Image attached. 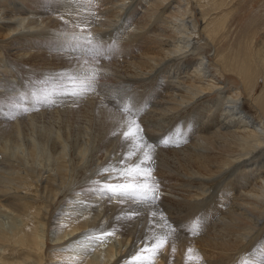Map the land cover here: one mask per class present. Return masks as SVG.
Wrapping results in <instances>:
<instances>
[{
  "label": "bare ground",
  "instance_id": "6f19581e",
  "mask_svg": "<svg viewBox=\"0 0 264 264\" xmlns=\"http://www.w3.org/2000/svg\"><path fill=\"white\" fill-rule=\"evenodd\" d=\"M212 1L213 7L209 8L211 13L220 14L225 6L228 8L227 0ZM200 2L201 0H0V29L8 31L5 35L9 42L30 36L42 39L52 33L54 38L51 41L56 39L72 52L76 49L82 52H86L87 48L104 49V44L99 43H109L110 47H117V53L124 54L130 52L131 48L142 49L143 54L132 56L135 58L126 62L124 67L111 64L101 71L106 78L113 80L121 78L118 74H122L125 78L122 82L131 84L130 89L135 85L143 89L142 85H147L146 96L150 99L148 113L151 115L142 117L138 125L126 119L127 125L124 127L122 125L125 123L120 124L115 120L113 123L119 125L112 124L109 131L101 130L92 160L105 159L102 169L121 168V171H131L130 175L138 179L147 177L146 170L154 169L153 171L159 172L158 177L163 181L157 182L166 186L158 185L167 190L157 191L174 195L176 199L163 196L156 203L159 202L161 206L168 203L170 209L180 211L179 214L182 215L175 216L183 233L179 234L169 227L167 221L164 222L165 216L159 212L161 209L152 211L129 202L120 209L112 203L107 207L92 203L91 207L100 208L91 210L93 216H68L76 205L73 195L78 190H72L73 194L69 196L57 186L53 193L48 192L50 188L40 189L45 204L39 209L40 214L37 212L38 217L36 214L33 216L36 221H40L42 229L47 227L48 207L55 202L57 195H61L60 197L64 196L65 200L72 202V207L63 205L68 210L66 217L72 219L65 220L70 225V230L62 239L73 237L81 230L101 228V231H105L108 227L117 238L119 235L120 243L127 242L130 250L140 243L142 249L151 244H159L178 252H186L191 247L198 246L202 255L199 254L200 258L192 264H264V99L259 96L252 100L259 113L254 120L242 106L241 90L229 89L228 84L223 83L221 69L212 70L215 64H212L202 47L214 43L218 33L223 30L221 28L225 26L222 22L225 14L210 18V14L203 13L199 20L197 10L199 8L202 11L201 8L204 7ZM216 2L218 3L215 4ZM32 4L37 6L33 8ZM39 7L41 11H38ZM30 27L37 28V32L29 33ZM246 51L250 57V49L246 48ZM23 54L14 58L16 66L32 65L38 61L36 57L27 59L26 53ZM255 56L257 63L263 67L260 70L264 74V46L255 51ZM219 59L223 62V56ZM45 60L60 62L58 71L50 69L51 63L47 64L52 71H48V67L46 69L49 73L43 69L46 72H41L40 76L43 77H71L81 71L93 69L89 60L80 59L79 56L72 59L41 51L40 62L46 63ZM1 62L2 60L0 75L3 77L0 78H6L4 82L9 86L5 84L7 87L3 86L0 90L7 89L3 97L15 96V91L20 88H16V83H11L13 80L8 79V74L14 77L10 72L6 74L1 70ZM69 64L73 66L71 71L68 70ZM117 69H125V72L118 73ZM252 80L254 82L255 78ZM212 95L214 99L210 98ZM16 97L10 100L16 101ZM4 99L0 98V111L7 103ZM82 110L85 115L95 111L109 119L121 116L100 106L97 101L91 102ZM66 111L68 110H58L56 115L54 112L51 115L61 117ZM20 115L13 108H7L4 115L0 116L4 121L0 123V156L4 158L3 161L8 162V157L23 166L25 155H29L27 158L31 160L36 159L37 142L34 136L30 138L32 129L25 134L27 124ZM11 116L17 118V122L5 124V121H10ZM187 118L196 124L193 133L191 132V139L189 138L191 143H188L189 140L173 142V137L170 138L169 135L159 142L169 128L173 130L183 127L185 122L188 127L190 120ZM145 123L149 126H145ZM80 129L72 142L69 136L65 139L57 136L53 139V144L50 139L46 141V145L52 146V160L53 164L57 163V167L66 164V160L73 161V157L83 154L81 151H87L90 129ZM23 135L28 137L29 142L24 140ZM174 139L176 140V136ZM137 165L142 167L137 168ZM22 170L24 171L23 168ZM9 173L5 166L0 167V210L19 216L25 222L24 226H27L31 222L27 219L30 216L28 209L31 211L33 208L23 203L27 195L22 197L20 192L29 188L30 183L27 184L26 175L13 177ZM55 174L59 176L60 170L56 169ZM54 181L60 185L65 184L63 180ZM175 192L181 193V199H178L180 195L174 194ZM37 196L40 197L38 193ZM96 225L100 227L97 229ZM24 226L14 229L11 234L0 231V264H43V236L33 231L34 226L29 233L24 232ZM145 253L147 258H154L159 264H185L180 261L178 254ZM12 254L23 255L24 258H15ZM125 254L119 255L114 262L125 259Z\"/></svg>",
  "mask_w": 264,
  "mask_h": 264
},
{
  "label": "rangeland",
  "instance_id": "374dc122",
  "mask_svg": "<svg viewBox=\"0 0 264 264\" xmlns=\"http://www.w3.org/2000/svg\"><path fill=\"white\" fill-rule=\"evenodd\" d=\"M217 3L218 2H216L215 4ZM227 3H228V8L227 6H225L224 10L220 14L219 12L214 14L211 13L212 10L209 9L213 7L212 6L213 1L201 0L200 4L204 7L201 8L202 11H199L198 8L196 15L197 19L201 20L200 14L203 15V13L204 14L207 13V15L210 14L209 15L210 18L213 17L215 18L225 14L223 16L224 18L222 19V22L225 25L223 28H221L223 30L221 31L220 29L221 32L218 33L217 38L215 39L212 45L209 46L207 45L205 47H202V49L204 50V52L206 53L207 57L210 59L212 64L213 65L215 64L212 70L218 71V69H221L223 83L228 84L229 89L241 90L242 106L252 115L253 119L255 120L259 113L254 108L252 100L259 96H261V98L264 99V74L260 70V68L263 67L259 63H257L255 59L256 57L255 51L259 49L260 46H264V0H227ZM36 6L37 5L35 4L31 5V7L33 8H35ZM192 8H195V6H192ZM38 11H41L40 7ZM201 23H204V21L203 22L201 21ZM37 30H38L37 28L30 27L28 29V32L35 33L37 32ZM7 32L8 31L0 29V53H1L0 61L2 60L1 70L4 71L5 73L7 72L6 74L10 72L11 75L16 77L14 78V77H10L9 74L7 75L10 81L13 80L11 83L15 82L16 88L19 87L20 89L15 91L16 94L14 93V95L17 96L16 98L19 99V100L17 99L16 101L10 100L12 99V97H15L12 95L3 97L7 89L4 91L0 90V95L2 96L0 98L2 99L6 98L4 99V101L7 102V103L5 102L6 104H4V106L1 107L0 116L4 115V113L7 111V108L10 110H12L13 108L15 113L18 114L20 113L21 114L20 118L25 120V123L27 124V128L29 129V130L28 129L25 130L26 131L25 134L30 133V130L32 129V134H30L31 135L30 138H32L33 136L35 137L37 142V149H35L36 159L31 160L30 158H27L29 155H25L24 157L25 159H23L24 161L23 166H21L16 161L8 157H6L9 160L8 162L3 161L4 158L0 156V167L5 166L7 171L10 172L9 174L13 175V177H16V175L22 177L23 175L27 176L28 178L27 184L30 183L29 184L30 187L24 188L22 192H20V194L22 197H24L25 194L27 195L23 203L27 206H32L33 208L31 211L28 209L27 213H29L32 220L30 219V216L27 217V219L31 221L28 222L27 226H24L25 222L19 216H14V214L8 213V211L7 213H4L2 212L1 209L0 231H5L11 234L14 229L24 226L22 228L23 231L29 233L30 230L32 229V226H34L33 231L35 233L38 232V235L43 236V240L45 243L43 245V260H42L43 264H88V263L89 264H159L157 260L156 261L154 260V258L152 259L147 258L145 252H151V253L161 252L164 255H167L168 253L175 255L178 254L180 256V261H183V263L185 264H192L193 261L199 259L200 258L199 254L202 255V251L199 249L198 246H193L190 249H188L186 252H178L176 249H167L166 246L159 244H151L142 249L140 243L135 245L134 249H132L135 252L130 253V251L132 250H130V247L127 244V242L123 241L125 243H120V241H118L119 235H117L118 236L117 238L116 234L110 232L108 227H106L105 231H101L99 225L95 226V228L97 229L99 228L98 230H91V231L90 230L88 231V229L85 231L81 230L80 233H75L73 237L67 236L64 237V239H62L63 235L70 230V225H68L65 220L69 219L68 221H70L72 217L69 218L67 217L72 216L73 214H75L76 216H82V215L93 216L94 214L91 210L92 209L99 210L100 208L98 206L91 207L90 205L92 203L104 204L105 207L109 206L110 203H112L115 205V207L119 206L118 209H120L123 204L129 202L139 205V207L140 206L147 207L152 211L153 210L159 211L161 209L162 212L161 211L159 212L162 213L163 217L165 216L164 222L167 221L169 227L171 226L173 230L175 229L179 234L183 233L181 227L179 226L176 220V218L178 217L177 215L179 214L180 211L176 208L170 209L168 203L166 204L161 203L162 206L158 204L159 202L156 203V201H159L160 198H164L163 196H167V197L170 196L171 198L176 199L174 195H168V194L166 195L161 191L159 192L157 191V189H163L164 191L167 190L166 187H162V188L159 187V185L166 186V184L162 182L161 183L157 182L161 180V178L159 179L158 177L160 176L159 172L153 171L154 169L152 171L146 170L145 172L147 174L146 175L147 177L138 179L133 175H130L131 171H121V168L113 167L112 170L102 169L105 159L97 160V161L95 159L92 160L93 156L95 155L94 150L96 147V141L98 140L97 137L101 136L100 132H102L103 130L107 131V129L109 131L112 124L117 125L118 123L120 124L125 123L124 125H122L125 127L127 125L126 119H129L133 123L138 125L140 124L142 117H145L146 115L147 116L151 115L148 113L150 109L149 106L150 99L149 96H146L148 90L146 89L148 88L147 85H142L143 89L137 88L136 85L133 86L134 88L131 87L130 89L131 84H125L124 82H122L125 80V78L122 74L119 73V71L121 73L125 72V69H120V70L117 69V72L119 73L118 75L122 79L117 78L114 80L111 78H106L105 74L101 71L104 70L105 67L111 64H115L116 66L119 67H124L126 62H128L132 58H135L132 56H139V54H143V52H141L142 49L137 50L131 48L130 49L131 53L127 52V54H124L123 52L117 53V49H116L117 47L114 46L110 47L109 43H99L102 45L104 44L105 48L102 50L97 48L99 50L97 54L82 52L79 51L78 49H76L77 51L72 49L73 50L72 52L71 50L68 51L69 47L67 46L63 47L62 43L56 41V39H54L55 41H51L50 39L54 38L52 37V33L49 36L48 35L43 36L44 38L42 39H40V37L30 36L29 38H25V37L21 39L16 38L12 42H9L10 40H8L5 35ZM2 36L5 37L2 39ZM202 43L203 42L199 43V45L201 46ZM50 46L52 47V49H50ZM246 48L250 49V57L247 54ZM65 50H67V52H64ZM41 51L43 52L47 51L49 55H53V56L55 55L58 56L63 55L67 57L69 56L72 59H75L76 57L79 56L80 59L89 60L91 66H93L91 68L93 69H91L90 71H86V70L81 71L80 73L72 75L71 77L59 76V77L50 78L48 76L46 77L40 76L41 72L49 73L48 71L50 69H54L53 71H58L59 62H60V61L45 60L46 63L43 62L41 63L40 62ZM215 51L216 54L214 55ZM23 52L24 54L26 53L27 59L28 57H30V59L36 57L38 58L37 59L38 61L35 63L32 62L33 63L32 65L19 64L16 66V64H14L15 63L14 58L18 57L19 55H22ZM44 56L49 57L48 55H44ZM220 56H223V62H221V60L219 59ZM49 63H51L49 65L51 68L48 67L47 65ZM47 67H48V71L46 69ZM216 67L218 68L216 69ZM72 68H73L72 64H69L68 70L71 71L70 69ZM43 69H45L46 72ZM91 74L92 76L94 75L95 77L93 80V87L91 91L84 93V95H81L79 97L66 96L62 94L65 92L79 91L85 83L84 77L87 76L91 78L92 77ZM252 78L253 79L255 78L254 82H252L253 81ZM5 79L6 78H0V89L3 88V86L5 88L9 86L7 82H4ZM119 83L122 84L119 85ZM126 85L129 87H127ZM213 97L214 95L210 96V98L214 99L215 97L214 98ZM93 101H97L100 106L108 108L111 111L117 112L122 117L119 116L121 118L118 117L117 119L116 118L109 119V117L99 115L95 111H91V112L89 111L90 115L89 114L85 115L82 109L88 106ZM26 108L28 109L26 110ZM58 110H68V111H66V113L61 117H58L55 116L56 111ZM53 112L55 114L54 116L51 115V113ZM100 117H103L105 119ZM122 118H124L123 121L120 120ZM187 119L190 120L189 118ZM115 120L118 121V123H113L115 122ZM3 122L4 121L0 119V123ZM5 122H6L5 124L15 123L17 122V118L11 116L10 121L9 122L5 121ZM106 124H109V126ZM145 124H143V126L144 125L149 126L147 123ZM188 124L189 125L187 127L185 122V126L183 127L180 126L176 129L174 128L173 129L174 131L172 130V128L171 129L169 128L170 132L171 131L173 133L176 132V134H172V132L169 133L168 130L167 131L168 133L165 134V137L162 140L159 141L158 139L157 141L162 142L169 135L170 138L173 137L171 138L172 139L171 141L174 140L175 142H180V141L187 142V140H189L190 142L188 141V143H191L190 137L193 133L196 124L194 123L193 120H190ZM80 126L83 128L87 127L90 129L89 139H88L90 143H88V149L86 151L87 153L83 150L81 151L83 152V154L73 157V161L66 160L67 161L66 164L57 167L56 166L57 163L53 164L54 162L52 160L53 152L50 151L51 150L50 147L52 146L46 145L47 144L46 141L50 139L49 141L51 142V144H53L52 141L53 139H55V137L60 136L61 138L65 139L67 136H69L71 137L70 141L72 142L77 138V134L79 133V131H81ZM189 128L192 129L189 131ZM178 131L179 134H177ZM183 134H186V136H184ZM23 136H24L23 137L24 140L27 141L28 137H26L25 135ZM175 136H176V140L174 139ZM154 141L153 142L150 141V143H154ZM44 145L46 147H43ZM4 162L5 163L7 162V164H4ZM22 168L24 169L25 172L22 170ZM56 169L60 170L61 172L59 176L55 174ZM23 172L25 174H23ZM139 173L142 174V172ZM55 179L57 181L63 180L65 184L60 185L58 184V182L54 181ZM162 179L164 178L162 177ZM151 182L153 183V185H151L152 184ZM106 184L131 185L133 188L139 186V188H141L140 189L141 192H143L144 189H147V195L149 197H151L155 192L154 194L157 197V199L155 200H149L143 198L129 199L126 197H117L111 194H105L103 192V189H105ZM56 186L61 188L62 191H66L65 195L68 194L69 196L73 194L72 190L74 191L78 190L76 193H74L75 196L73 195V202H76L75 205L76 208L74 206L75 209L74 208L71 209L73 212L68 214L67 213L68 210L66 208L64 209L63 205H65L66 207H72V202L71 201L68 202L67 200H65L66 197L64 199V196L60 197L61 195H57L54 200L55 202L51 203L50 207H48L49 215H48V223L46 225L47 227L45 229H42V225L40 224V221H36V219L33 216L34 214H36V217H38L37 212H39L40 214V210H41L40 208L42 207L43 204H45L40 189L50 188L48 189V192L53 193L56 189ZM72 186H74V188ZM37 193L40 195V197L37 196ZM174 194L180 195V198L178 199H181L182 197L181 193L175 192ZM57 199H59L58 202ZM45 200H48L47 197H45ZM74 200H78V201H74ZM76 211L78 213H76ZM174 211L177 214L174 213ZM66 213L68 214L67 217L65 215ZM179 221L181 220L179 219ZM59 239L60 241H58ZM63 240L64 242H62ZM59 242L62 243L59 244ZM123 253H126L124 255L125 259L123 260L118 259L116 262H114L115 258H117L119 255ZM134 254L139 255L140 259L138 261L133 260ZM112 255L115 256L112 258ZM11 256L19 259L24 258L23 255H17V254H12Z\"/></svg>",
  "mask_w": 264,
  "mask_h": 264
},
{
  "label": "snow or ice",
  "instance_id": "6c2138e0",
  "mask_svg": "<svg viewBox=\"0 0 264 264\" xmlns=\"http://www.w3.org/2000/svg\"><path fill=\"white\" fill-rule=\"evenodd\" d=\"M85 51L87 53L97 54L99 50L95 49V48H87V49H85ZM94 78H95L94 75L91 78L85 76L84 77L85 83L79 91L65 92V93H63V95L72 96V97H79V96L83 95L84 93L91 91L92 87H93ZM125 135H127V133ZM136 167L139 168V167H142V165H137ZM133 170L135 171V169H133ZM103 192L105 194H111V195H114L117 197H126L129 199H133V198H143V199H149V200L157 199V197L155 196L154 193L151 197H149L147 195V189H144L143 192H141L139 186H137L136 188H133L131 185L106 184V187H105V189H103ZM139 259H140V257L138 254L133 255V260L138 261Z\"/></svg>",
  "mask_w": 264,
  "mask_h": 264
}]
</instances>
